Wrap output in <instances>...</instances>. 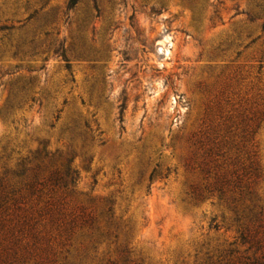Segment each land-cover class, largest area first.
<instances>
[{"label":"rangeland","instance_id":"1","mask_svg":"<svg viewBox=\"0 0 264 264\" xmlns=\"http://www.w3.org/2000/svg\"><path fill=\"white\" fill-rule=\"evenodd\" d=\"M68 2L0 0V178L20 180L17 171L36 164L48 175L69 161L76 185L44 188L40 204L63 189L64 211L95 216L93 239L77 227L63 244L53 232L47 264L264 255L245 190L196 196L216 170L239 168L264 205V0ZM24 38L33 41L15 55ZM23 83L39 99L18 103ZM215 126L219 155L207 173L205 148L192 142Z\"/></svg>","mask_w":264,"mask_h":264},{"label":"trees","instance_id":"2","mask_svg":"<svg viewBox=\"0 0 264 264\" xmlns=\"http://www.w3.org/2000/svg\"><path fill=\"white\" fill-rule=\"evenodd\" d=\"M78 1L69 0L68 6L73 7ZM12 27L11 25H4L1 28L10 30ZM32 41L33 39L28 38L18 39L14 44V54L18 55L20 51H25L24 46ZM55 52L62 55L67 61V66L70 67L63 46L57 47ZM17 92L23 93L18 101L20 104L39 99L32 93V87L29 83L18 85ZM84 126L86 131L93 130L87 120ZM203 136L205 138H198L192 143H200V147L205 148L204 159L199 166H201L203 172L209 173L213 168L211 162L216 155H219V140H216L219 137V130L216 126L209 127L201 135V137ZM188 140H192V136L188 137ZM236 164L237 162H235ZM215 166L219 168V163ZM251 166L253 167V174L258 176V166L255 164ZM41 168V164H36L33 167L17 171L18 176L22 178L14 182L8 178H0V264H20L29 258L38 259L39 264L54 263L57 252L51 245L53 232H57L56 237L63 244L72 238L77 227L85 228L87 234L91 237L94 233L95 216L91 212H87L84 206H80L79 213L74 211L67 213L63 210L61 205L64 198L63 189H61L60 194L53 193L43 204H40L44 188L47 187V193H50L57 192L62 187L64 189L74 187L78 180L77 169L69 161L64 163L62 167L58 166L51 169L48 175H43ZM156 170L157 166L150 172V179L153 178ZM247 174L248 170L245 169L240 172L239 168L232 171L225 169L221 173L216 170L214 181L207 184L204 189H200L196 196L197 198H203L205 190H208L223 197L228 190L236 191L237 188L240 189V195L242 196L245 190L252 202L248 205L249 211L253 214L251 220L258 224V227H262L264 226V205L257 202V195L253 190V181L245 179ZM107 215L106 232L110 234L112 233L113 224L111 207H109ZM83 232H85L84 229ZM241 237L244 240L246 238L243 233ZM233 251V249L220 250L217 259L212 264H264V255L241 254L233 257ZM123 252H128V248L125 247ZM112 264L120 263L113 262ZM122 264L138 263L125 254Z\"/></svg>","mask_w":264,"mask_h":264}]
</instances>
